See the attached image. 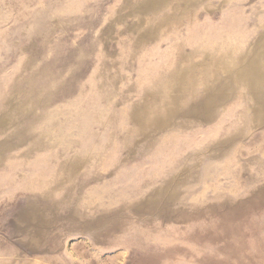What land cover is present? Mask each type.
<instances>
[{
	"label": "rangeland",
	"instance_id": "rangeland-1",
	"mask_svg": "<svg viewBox=\"0 0 264 264\" xmlns=\"http://www.w3.org/2000/svg\"><path fill=\"white\" fill-rule=\"evenodd\" d=\"M0 264H264V0H0Z\"/></svg>",
	"mask_w": 264,
	"mask_h": 264
}]
</instances>
